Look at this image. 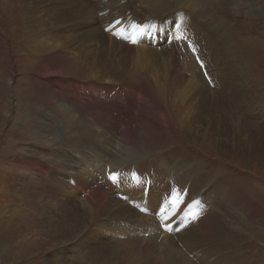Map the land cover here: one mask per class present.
<instances>
[{
  "label": "bare ground",
  "instance_id": "bare-ground-1",
  "mask_svg": "<svg viewBox=\"0 0 264 264\" xmlns=\"http://www.w3.org/2000/svg\"><path fill=\"white\" fill-rule=\"evenodd\" d=\"M173 1L148 0L146 3L142 2L145 6L141 2V5L137 6L136 1L132 0H120L118 5H112L109 0H25L28 16L29 13L30 17L39 15L36 21L46 25L45 31L48 37L42 44L45 49L40 50L48 53V56L45 57L46 61L38 64L37 69L34 70L37 75L42 76V80L37 79L36 82V79L34 81L30 77L42 91L38 95V87L36 92H31V95L29 93L25 96L24 93V101L29 104L25 103V106L21 107L26 113L20 114L22 121L31 125L36 133L34 140L43 137L42 140H38L42 146L40 148L37 146L36 150L30 149L32 156L30 161L22 159L20 165L30 175L27 177V185L30 188H43L53 185L56 181H62L68 189L76 190L86 196L94 216L100 213V204L107 197H111L116 187V182L111 179V174H107V169L112 174L116 173L120 179L130 181L141 180V176L149 180L156 170L162 169L160 177L164 174L168 176L166 182L167 177L163 179L164 190L168 188V195L174 196L159 204V207L163 206L161 211L157 207H150H154L153 211L161 212L165 222L163 224L171 228L189 208L185 204L191 203L190 206H193L197 201H192L201 198L200 200L207 203L203 208L202 216L209 215L197 221L198 228L209 230L215 237L214 244L230 245L227 242L228 236L235 235L238 231L224 223L222 215L219 213L215 215V206L222 199H233V204L238 210L257 215L255 204L243 195L238 187L241 186L240 184L233 187L225 177L219 180L218 175L214 178L205 176L199 166L191 167L196 164L192 152L172 146L176 139L172 118L176 116L181 123L184 120L194 123L198 126L197 134L203 137L211 136L213 131H218L226 125L233 126L234 135L238 137H241L239 134L242 132H258V129L254 128L243 131V126L235 123V119H230L229 112L231 108H239L242 105L241 101L250 100L249 86L252 83L253 73L249 71L242 56L234 51L235 48L231 44H229L231 53L234 54L229 55L232 58L230 65L229 56L223 64L229 73H225L224 67L217 63V49L209 42L212 37L211 31L215 29L212 27L214 21L206 5L208 9L206 16L209 18L206 17L204 20L202 14L186 12L185 9L178 7V3L172 4ZM247 8L251 14L259 13L260 17L264 15V4L258 6L257 3H248L247 0L246 4L241 5V10L248 12ZM41 11L45 14L43 15ZM129 17L133 20L128 19ZM162 17L164 18L161 22ZM154 18L159 23L154 31L164 26L172 34L168 42L164 38L155 39L156 43H149L154 49L132 48L134 56L131 55V49H107L104 45L100 47L103 44L101 39L105 41L103 32L105 29L117 31L128 36L132 41L139 39L143 45L142 39L146 38V41H150L152 37H148L147 34L136 35V30L143 29L147 24L152 27ZM96 22L99 25H95ZM200 24H204V27L201 28ZM0 30L7 38V30L1 26ZM74 31L77 33H71ZM180 31L182 34L179 33ZM215 32L219 33L220 39H225L220 27L216 28ZM178 40L180 47L184 48L180 55L183 58L179 56V59L183 69L181 71L189 75L187 80L179 75L177 68L172 69L165 58L162 59L167 53L170 55L172 44ZM241 41L242 44H247L244 43V38ZM253 43L260 45L257 42ZM73 44L77 46L71 47L70 45ZM174 49L177 47L174 46ZM161 54L162 57L159 58ZM210 56L212 58H209ZM224 56L222 53L221 57ZM132 57L136 59L134 62L131 61ZM150 57L153 58L152 63L147 62ZM162 70L165 72L159 73ZM154 73L159 74L153 76L151 80L149 76ZM47 76L53 79L44 78ZM146 79L147 81L144 82ZM27 91L30 92L29 89ZM212 93L216 96L215 99L212 98ZM261 93L258 92L260 95ZM19 97L20 93L17 94L18 99ZM29 97L32 98L30 102ZM93 109L95 110L92 112ZM113 109L117 110V115H112ZM118 112L129 113L126 121L121 120ZM191 112L193 117L190 118ZM204 126L207 128H203ZM244 139L246 144H253L254 139ZM168 143L172 146L169 149H167ZM52 145L56 147V156H53L52 149H49ZM175 165L181 167L183 175L180 172L172 174ZM150 171L152 173H149ZM53 172L60 174L61 178L50 177ZM214 182H216V190L211 189ZM22 184L23 178L16 187L17 191H26L27 188ZM185 188L189 191L185 198L188 201L182 203L180 194ZM181 197H184V194H181ZM149 200L157 204L159 198L149 195ZM177 200L180 202L176 203ZM165 210H169L166 215ZM263 213L259 211L258 218L264 222V216L261 215ZM152 216L137 223L131 220L130 222L139 230L157 235L159 239L166 240L165 243L168 242L170 233L164 232L165 226L158 224L156 217ZM192 216L193 214L187 210L185 219L174 232H178L186 225ZM238 220L242 227L243 217H238ZM146 221H150V224ZM48 223L56 226L55 223L46 220L45 225ZM56 223L61 227L55 231V236L60 230H67L63 227L65 224L63 221L57 220ZM250 234L252 236V233ZM118 243L113 242L111 252L117 251L114 250L115 246L120 249L122 243L117 245ZM88 245L83 250L90 255L98 245ZM146 245H149L146 246L147 250L151 251L150 249L153 248L151 242ZM106 255L107 253H104L100 257L103 263L106 262ZM95 258L94 262L100 264L97 253ZM242 261L246 264L250 263L245 257Z\"/></svg>",
  "mask_w": 264,
  "mask_h": 264
},
{
  "label": "rangeland",
  "instance_id": "rangeland-1",
  "mask_svg": "<svg viewBox=\"0 0 264 264\" xmlns=\"http://www.w3.org/2000/svg\"><path fill=\"white\" fill-rule=\"evenodd\" d=\"M132 1H136L135 3L139 6L148 0ZM175 1L171 3H178V7L185 9L186 12L202 14L204 20L208 17L206 11L209 9L210 17L214 21L212 27L215 28L211 31L212 37L209 42L217 49V63L224 67L226 58L234 54L231 53L232 49L229 45L231 44L235 48L234 51L242 56L249 71L253 73L252 83L249 86L250 100L241 101L242 105L239 108H231L229 112L230 119H235V123L243 126V131L254 128L258 129V132H242L239 134L241 137H238L234 135V127L226 125L218 131H213L211 136L203 137L197 134L198 126H195L194 123L184 120V122L182 121L184 124H182L174 116L172 123L176 139L172 146L191 151L196 159V164L191 167L198 168L199 166L205 176L209 175L214 178L218 175L219 180L225 177L233 187L240 184L241 186L238 187L243 195L254 202L257 215L238 210L233 204V199H222L215 206V215L218 213L222 215L223 222L236 229L238 233L228 236L227 242L230 245L214 244L213 234L209 230L198 228L199 225L196 224L197 221L205 219L206 215H209L202 216L203 208L207 203L200 200L201 198H195L192 202L195 200L197 202L193 206H190L191 203L185 204L189 207L188 212L193 214L192 218L178 232H174L175 228L185 219L186 210L170 228L172 230L169 232L170 234L168 233L171 235L168 238L169 243H165L166 240L141 231L131 223L147 220V217L151 218L153 215L152 217H156L158 224L161 222L160 224L164 225L165 222L160 212L163 206L159 207V204L174 195H168V188L164 190L163 179L167 177L165 178L166 182L168 176L164 174L163 177H160L162 169L156 170L154 176L149 180L141 176L142 181L138 179L130 181L120 179L118 176L111 197H107L100 204V213L97 216L92 214V206L86 196L76 190L68 189L62 181H56L53 185L43 188H30L27 185V177L30 175L21 167L20 160L30 161L32 157L30 149L36 150L37 146L40 148L42 144L38 140H42L43 137L34 140L36 133L31 125L22 121L21 115L26 111L21 107L25 106V103L29 104L24 101V93L26 96L36 92L39 86L34 81L35 79L36 82L37 79L42 80V76L37 75L34 70L37 69L38 64L46 61L45 57L48 56V53L40 49H45L42 44L48 36L45 31V23L36 21L39 15L30 17L29 13L28 16L25 0H0V26L8 32L6 38L0 30V264H85L84 262L98 264L94 262L96 253L99 259L101 255L107 253L106 262L103 263V260L100 259V264H246L242 261L243 257L250 261L247 264H264V222L258 218V212H264V15L260 17L259 13L251 14L248 8L246 9L248 12L242 11L241 5L246 4L247 0L238 2L235 0ZM109 3L118 5L120 0H109ZM248 3H257L258 6H261L264 4V0H248ZM143 5L145 6V4ZM168 6H170L169 3ZM129 11L127 12L129 13ZM41 13L45 14L44 11ZM163 18L160 19L161 22ZM128 19L131 20L130 17ZM91 20L95 21V19ZM84 22L86 23V21ZM207 22L209 23V20ZM158 24L154 18L152 27L147 24L143 29L136 30V35L147 34L148 37H152L150 41H146V38L142 39L143 45L139 39H134V43V40H130L128 36L117 31L102 29L105 41L101 39L103 44L100 47L104 45V48L106 46L107 49H131V55H133V49H154L149 43L155 42V39L163 38L168 42L172 36L169 29L164 26L158 31H154ZM95 25H99L98 22ZM200 25L201 28L204 27V24ZM218 27L222 29L224 40L220 39L218 32H215ZM132 28L135 30L134 27ZM71 33L76 34L77 32ZM179 33L182 34L181 31ZM247 36L248 38H245ZM243 38L244 43L247 44L241 43ZM226 40L229 43H226L228 42ZM176 42L172 44L171 56L167 53L162 57V53L158 57L165 58L164 60L169 63L172 69L177 68L180 76L189 79V75L185 71H181L183 69L179 59L184 48L180 47L179 40ZM254 45L257 47L255 48ZM70 46L76 47L77 44ZM174 46L177 49H174ZM96 47L98 48V45ZM40 51L42 52L40 53ZM222 53L225 55L224 58L221 57ZM180 58L183 57L180 56ZM131 59L133 62L136 60L135 57ZM231 59L229 56V65ZM152 60L153 58L150 57L147 62L152 63ZM157 61L159 62V60ZM224 70L225 73H229L225 67ZM164 72V70L159 71L161 74ZM159 73H154L149 78L152 80L153 76ZM199 76L201 75L199 74ZM44 78L53 79L50 76ZM26 89H29L30 92ZM41 91L42 89L39 87L38 95ZM258 92H262L261 95ZM19 93L18 99L17 94ZM211 96L216 98L214 93ZM31 99L29 97L28 101L30 102ZM116 112L117 110L113 109L112 115H117ZM128 114V112H120L119 116L121 120L125 119L126 121ZM189 114L190 118L193 117L192 112ZM27 133H29L28 136ZM244 138L254 139L253 144H246ZM49 143L50 140L48 146ZM172 146L168 143V148H166L169 149ZM55 148L53 145L49 148L52 149L53 156L57 154ZM166 153L168 152L166 151ZM34 172L36 173V171ZM177 172L184 174L179 165L174 166L172 174ZM107 174L112 175L109 169H107ZM50 177L60 179L61 175L53 172ZM21 178H23L22 185L27 188L23 192L16 189ZM174 183L172 180V184ZM215 183L212 184L211 189L216 190ZM156 184L158 185L156 186ZM176 186L181 187L180 185ZM185 190L186 192H184ZM181 194H184V197H181ZM181 194L182 203L188 201L185 200L189 194L187 188ZM149 195L158 197V203L150 201ZM150 206L157 207L160 211H153L154 207ZM168 212L165 210V215ZM261 215L264 216V213ZM238 217H243L244 225L242 227ZM46 220L55 223L56 226H51L49 223L45 225ZM57 220L63 221L66 224L63 227L67 230H60L55 236V231L61 227L56 223ZM146 222L150 224V221ZM113 242H119L117 245L121 243L122 245L119 246L120 249L115 246L114 250L117 251L111 252ZM150 242L153 248L148 251L146 246L149 245L146 244ZM88 244L98 245L94 247L96 250L90 255L83 250L85 246H89ZM119 250L122 251L119 252Z\"/></svg>",
  "mask_w": 264,
  "mask_h": 264
},
{
  "label": "snow or ice",
  "instance_id": "snow-or-ice-1",
  "mask_svg": "<svg viewBox=\"0 0 264 264\" xmlns=\"http://www.w3.org/2000/svg\"><path fill=\"white\" fill-rule=\"evenodd\" d=\"M133 42L135 43V40H134ZM111 179H112L114 182H116L117 179H118L117 174H116V173H113V174L111 175ZM179 202H180L179 200L176 201V203H179ZM165 230L171 231L172 229H170V228L168 227V225L165 224Z\"/></svg>",
  "mask_w": 264,
  "mask_h": 264
}]
</instances>
